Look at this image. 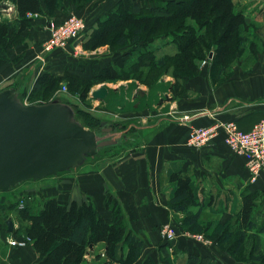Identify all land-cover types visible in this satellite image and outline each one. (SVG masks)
<instances>
[{
	"label": "crops",
	"instance_id": "1",
	"mask_svg": "<svg viewBox=\"0 0 264 264\" xmlns=\"http://www.w3.org/2000/svg\"><path fill=\"white\" fill-rule=\"evenodd\" d=\"M234 4L235 10L244 14L250 33L252 29L250 36L254 39L249 41L247 53L253 55L234 62L217 82L211 80V65L203 68L199 75L183 80L186 91L179 99H174L171 112L161 118L163 122H159L157 136L116 162L78 172L67 170L69 173L58 176L54 184L41 193L44 200L55 197L60 203L91 200L108 222L113 220L112 206L117 203L124 214L127 230L143 243L136 264L148 257L156 264L165 261L167 264H185L179 257L192 259V255L206 259V264H225L212 250L193 248L182 238L170 246L165 245L161 226L183 216L169 206L176 189V184L169 178L172 173L182 172L191 178L196 200L202 207L200 219L208 212L225 223L240 210L244 190L264 192V174L254 183L248 181L246 157L235 153L225 143L223 131L202 148L187 145L193 127L235 121L242 130L249 131L264 113V0H234ZM6 5L7 9H1L2 14L12 15V5ZM69 8L72 7L67 0L63 8L56 11V19L63 18ZM49 23L46 15L34 16L31 27L24 32L32 39L28 52H37L33 40L41 41L47 37ZM79 45L81 43L74 46ZM27 54L23 62L30 61L31 55ZM14 64L0 58V82L10 79L14 70V76L23 70V64L13 67ZM114 89L119 91L118 87ZM136 97L135 94L133 99ZM107 126L113 127L114 134L122 132L113 123ZM13 221L17 229L19 225L15 219ZM8 245L4 264H42L31 244ZM103 250L101 243L91 246L83 264H91L97 252ZM165 253L168 259L163 262Z\"/></svg>",
	"mask_w": 264,
	"mask_h": 264
},
{
	"label": "trees",
	"instance_id": "2",
	"mask_svg": "<svg viewBox=\"0 0 264 264\" xmlns=\"http://www.w3.org/2000/svg\"><path fill=\"white\" fill-rule=\"evenodd\" d=\"M65 1L0 0V13L6 3H10L14 9L12 21L4 23L0 20V45L10 32L22 35L31 27L35 14L48 15L50 23L53 22L52 17ZM69 1L70 4L83 6L90 0ZM190 21L197 26L189 24ZM248 29L244 14L235 10L234 0H170L163 5L156 4L144 13L133 11L122 1L115 10L96 22L84 36L82 44L86 50H96L106 45L122 47L170 32L177 41L176 44L178 43L179 54L174 57V63L180 71L187 72L182 78L198 75L200 66L197 60L203 57L209 59L213 53L211 75L215 78L214 81H218L219 76L231 66L237 53L245 48L247 38L244 34ZM135 53L138 59L133 65L153 62L154 56L150 50L140 49L130 54ZM6 57L8 52L5 53L0 47V58L6 60ZM155 63L158 67H164L167 64L166 57L157 59ZM99 71L100 79L106 81L125 79L124 76H127L123 73L117 76L110 66ZM64 80H68L65 84L70 90L84 92L83 99H86L92 83L88 79L75 76L64 78L45 73L37 79L33 92L49 85L53 89L58 82ZM107 123L103 121L98 128L92 129L99 131L97 129L107 126ZM169 178L176 184L169 206L174 212L183 214L178 222L192 232L202 231V207L196 200L191 178L182 172H174ZM259 194L258 190L245 191L242 206L234 215L232 228L228 225L221 226L214 230L215 235L209 237L235 255L248 248V241L259 239V234L264 231V222L259 223ZM192 205L199 207L192 211ZM112 207L113 220L108 222L91 200L60 203L57 198L50 197L42 202L37 212L27 206L18 208L17 217L22 224L13 232L8 231L6 223L11 215L0 219V229L11 233L12 237L21 242L31 244L40 255L42 264H83L89 248L100 243L104 245V250L97 252L91 264H136L140 260L143 243L127 230L121 207L117 203ZM174 225L176 228L179 226L175 223ZM174 241L165 240L166 244ZM252 247L255 256L250 259L253 262L263 261V250L259 241ZM192 258L202 260L194 255ZM141 264L156 262L148 257Z\"/></svg>",
	"mask_w": 264,
	"mask_h": 264
},
{
	"label": "rangeland",
	"instance_id": "3",
	"mask_svg": "<svg viewBox=\"0 0 264 264\" xmlns=\"http://www.w3.org/2000/svg\"><path fill=\"white\" fill-rule=\"evenodd\" d=\"M122 1H125L133 11L144 13L149 9L151 10L156 4L163 5L170 0H90L83 6L70 4L72 8L67 10L63 18L56 19V13L54 14L52 20L56 28L53 30L48 28V35L45 39L41 41L38 39L33 40V42H36L35 49L37 54L28 52L32 42L28 33L15 35L10 32L0 45L5 53L8 52L7 62L15 63L13 67L24 65L23 70L20 73L18 72V76H14V70L10 79L0 82V92L12 90L18 93L19 99L24 104L46 105L52 102H59L73 121L85 124L89 126H86L89 129L98 128L100 123L104 121V123L108 122L107 124L113 123L117 130H122V132L114 134V136L118 137V145L102 149L95 156L84 154L82 161L70 169L73 172H78L84 168H99L116 162L135 148H140L144 143L150 141L154 135L157 136L159 122H163L161 118L165 117L169 111L171 112L174 99H179L186 91L183 85V80L186 79L182 77L187 72L180 71L174 63V57L179 54L178 43L176 44L177 41L174 40V36L170 32L145 38L138 44L135 43L136 45L130 43L122 47L106 45L96 50L84 49L82 44L84 36L91 31L99 19L115 10ZM63 5L60 8H63ZM70 15H74L84 21L85 28L82 32V46L69 44L66 47L57 46L50 51H45V42L52 38L54 34L55 37H60L61 33L69 31L62 29V25ZM42 16L45 15L41 14L35 17ZM13 18L14 14L0 13V20L4 23L12 21ZM189 24L197 26L192 21ZM251 33L249 31L245 32L244 35L247 38L245 48L237 53L233 63L245 60L249 58V54H254L252 52L247 53L249 41L254 39L252 35L250 36ZM140 49L153 52L152 56H154V59L151 64L141 62L138 65H133L134 61L138 59L137 52L133 55L130 53ZM26 54L27 56L31 55V59L28 62H23ZM163 57H166L167 64L164 67H158L155 62ZM211 61L205 57L197 60L200 66V73L203 68H208L211 65ZM105 66L112 67L117 76L121 73L127 76H124L125 79L117 78L114 81L100 79L99 70ZM211 70L210 66V75ZM45 73H50L56 77L68 78L69 76H75L90 80L92 85L86 99H83L84 92L72 91L66 86L65 81L68 80L58 82L53 89L49 85L40 91L33 92L37 79ZM179 78L182 79L180 80ZM214 79L211 75L212 82H217ZM221 79L222 76H219L218 81ZM101 86L108 87L109 94L103 100H98L92 96V91ZM116 87H118L119 91H114ZM136 90H142L144 93ZM135 94L137 97L133 99ZM187 145L192 147L188 142V138ZM67 173L69 172L61 171L58 172V175H51L41 179H29L13 186L8 191L0 190V219L11 215L20 226L22 222L17 217V209L27 206L33 211H39L45 198L41 193H45L46 189L54 184L58 176ZM248 181L250 182V180ZM248 190L246 189V191ZM259 192L258 202L260 207L258 209L261 210L259 212V218L261 219L259 223L261 224L264 222V192L261 190ZM191 209L195 211L197 207L192 205ZM180 219L181 216L173 222L177 226L179 225L176 228V233L178 234L176 241L182 238L189 246L191 244L193 248L199 247L212 250L225 264H264V259L259 262H253L250 259L255 256L252 246L256 241H259L264 257V231L259 234V239L253 238L248 241V248H245L244 251H241V254L237 255L229 252L217 240L209 237L210 235H215L214 230L221 228V226L228 225L229 228H232L234 214L225 223H222L219 221L218 216L206 212L200 219L203 230L199 232L190 231L189 228L178 222ZM196 235H202L203 239L201 240L203 241L195 238ZM9 237H12L11 233H6V231L0 229V264L5 263L4 256L9 246L7 240ZM165 245L170 246L171 244ZM166 259H168V256L165 253L162 256V261L164 262ZM179 259L184 261L185 264L207 263L206 259L195 260L189 257L184 260L183 257H179ZM164 264H167L166 261Z\"/></svg>",
	"mask_w": 264,
	"mask_h": 264
},
{
	"label": "water",
	"instance_id": "4",
	"mask_svg": "<svg viewBox=\"0 0 264 264\" xmlns=\"http://www.w3.org/2000/svg\"><path fill=\"white\" fill-rule=\"evenodd\" d=\"M2 8L7 9V5ZM108 93V87L101 86L92 91V96L103 100ZM112 130V126L103 127L101 133L111 134ZM108 135L73 121L59 102L24 104L18 93L0 92V190L8 191L23 181L70 170L84 154L95 156L119 142L118 137ZM6 223L8 231L13 232L12 217Z\"/></svg>",
	"mask_w": 264,
	"mask_h": 264
},
{
	"label": "built area",
	"instance_id": "5",
	"mask_svg": "<svg viewBox=\"0 0 264 264\" xmlns=\"http://www.w3.org/2000/svg\"><path fill=\"white\" fill-rule=\"evenodd\" d=\"M35 14L34 16H37ZM32 16V15H30ZM67 33H61L60 37L55 34L44 44V50L50 51L57 46L66 47L69 44H76L82 38V32L85 28L84 21L74 15H70L62 25ZM49 28H56L51 22ZM211 60V57L209 59ZM220 131L224 133L225 143L237 154L246 157V167L249 172V180L254 183L264 174V114L249 131L242 130L234 121H218L210 126L193 127L188 136V142L192 147L202 148L207 145ZM160 234L163 240L174 241L178 238L174 223H164L160 228ZM197 239H203L202 235H196ZM8 243L12 246H25L14 237H9ZM203 241V240H201Z\"/></svg>",
	"mask_w": 264,
	"mask_h": 264
},
{
	"label": "flooded vegetation",
	"instance_id": "6",
	"mask_svg": "<svg viewBox=\"0 0 264 264\" xmlns=\"http://www.w3.org/2000/svg\"><path fill=\"white\" fill-rule=\"evenodd\" d=\"M105 127H109V126H105ZM102 128H103V127H102ZM102 128H101V129H102ZM101 129L98 131V133H99L100 135H103V134H109L108 137H114V132H113V130H112V133L110 134L109 132L101 133Z\"/></svg>",
	"mask_w": 264,
	"mask_h": 264
},
{
	"label": "bare ground",
	"instance_id": "7",
	"mask_svg": "<svg viewBox=\"0 0 264 264\" xmlns=\"http://www.w3.org/2000/svg\"><path fill=\"white\" fill-rule=\"evenodd\" d=\"M58 172H60V171H58ZM58 172L57 173H55V174H58ZM49 176V175H48Z\"/></svg>",
	"mask_w": 264,
	"mask_h": 264
}]
</instances>
